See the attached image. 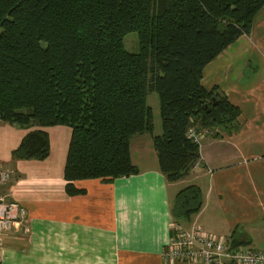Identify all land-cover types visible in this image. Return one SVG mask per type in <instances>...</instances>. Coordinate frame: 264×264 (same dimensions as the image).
Here are the masks:
<instances>
[{"label":"trees","instance_id":"16d2710c","mask_svg":"<svg viewBox=\"0 0 264 264\" xmlns=\"http://www.w3.org/2000/svg\"><path fill=\"white\" fill-rule=\"evenodd\" d=\"M264 0H0V119L20 126L71 128L64 164L67 194L82 178L139 171L130 139L149 132L166 180L184 177L199 158L195 126L236 129L240 108L217 84L202 83L204 66L248 34ZM137 31L139 49L123 41ZM149 90L159 97L161 132L153 133ZM49 134L34 128L11 151L43 159ZM203 204L199 185L172 199L173 220ZM233 244L246 243L233 239Z\"/></svg>","mask_w":264,"mask_h":264},{"label":"crops","instance_id":"0c3cea01","mask_svg":"<svg viewBox=\"0 0 264 264\" xmlns=\"http://www.w3.org/2000/svg\"><path fill=\"white\" fill-rule=\"evenodd\" d=\"M264 7V4L263 6ZM262 9V8H261ZM250 32L241 35L203 68L202 83L217 84L240 108L236 129L211 128L199 142V158L174 181L159 169L149 132L130 139L139 171L111 179L82 178L85 190L69 195L63 175L71 128L64 124L20 126L0 119V170L11 171L0 194L27 211V231L14 225L3 235L1 264H195L168 262L163 249L171 237V203L187 184L200 186L201 209L181 220L213 234L251 244L248 220L264 217V9ZM153 120V133L161 132ZM49 134L43 159H12L11 151L31 129ZM242 223V228L239 224ZM251 247V246H250ZM226 264H233L226 261Z\"/></svg>","mask_w":264,"mask_h":264},{"label":"built area","instance_id":"2783aa9c","mask_svg":"<svg viewBox=\"0 0 264 264\" xmlns=\"http://www.w3.org/2000/svg\"><path fill=\"white\" fill-rule=\"evenodd\" d=\"M210 131L208 127L198 130L190 126L187 134L199 143ZM10 175V170H0V183L7 181ZM14 225L27 231V211L18 201L7 200L0 195V245L3 235ZM163 256L170 263L226 264L229 261L233 264H264V250L233 244L230 236L206 232L198 225L185 228L176 220L171 223V237L163 249ZM1 261L0 253V264Z\"/></svg>","mask_w":264,"mask_h":264},{"label":"rangeland","instance_id":"374dc122","mask_svg":"<svg viewBox=\"0 0 264 264\" xmlns=\"http://www.w3.org/2000/svg\"><path fill=\"white\" fill-rule=\"evenodd\" d=\"M263 9L264 7L260 9V11L257 14L256 19L260 18V15H262ZM260 31H261V28H258V27H257V30L255 31L252 30L248 37L249 41H252L256 44L259 43V41H261ZM123 41H124L125 47L128 50L138 51L139 42H138L137 31L133 30V31L127 32L123 37ZM146 102L148 105L151 106L153 120L155 124H158L157 125V128H158V126L161 125V117L159 113V97H158L157 91L149 90L146 95ZM261 219L262 220H251V221L248 220L247 222L243 224L245 231H247L248 235L251 236V239H252L250 246L256 250H264V217ZM241 225L242 223L239 224V228H238L239 230L240 228H242Z\"/></svg>","mask_w":264,"mask_h":264}]
</instances>
